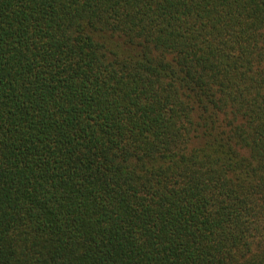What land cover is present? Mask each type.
I'll use <instances>...</instances> for the list:
<instances>
[{
    "label": "trees",
    "instance_id": "1",
    "mask_svg": "<svg viewBox=\"0 0 264 264\" xmlns=\"http://www.w3.org/2000/svg\"><path fill=\"white\" fill-rule=\"evenodd\" d=\"M0 264H264V0H0Z\"/></svg>",
    "mask_w": 264,
    "mask_h": 264
}]
</instances>
